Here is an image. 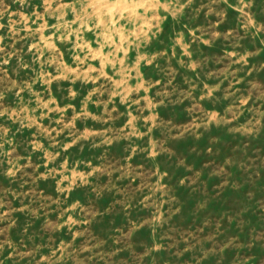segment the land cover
Masks as SVG:
<instances>
[{
    "label": "rangeland",
    "instance_id": "1",
    "mask_svg": "<svg viewBox=\"0 0 264 264\" xmlns=\"http://www.w3.org/2000/svg\"><path fill=\"white\" fill-rule=\"evenodd\" d=\"M0 264H264V0H0Z\"/></svg>",
    "mask_w": 264,
    "mask_h": 264
}]
</instances>
